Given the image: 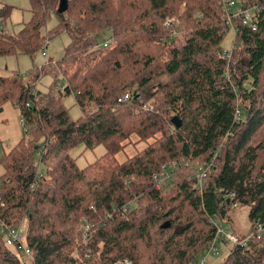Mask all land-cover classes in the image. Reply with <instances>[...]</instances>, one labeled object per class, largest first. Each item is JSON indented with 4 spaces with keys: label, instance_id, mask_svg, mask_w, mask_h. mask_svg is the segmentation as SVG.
<instances>
[{
    "label": "trees",
    "instance_id": "obj_1",
    "mask_svg": "<svg viewBox=\"0 0 264 264\" xmlns=\"http://www.w3.org/2000/svg\"><path fill=\"white\" fill-rule=\"evenodd\" d=\"M235 1L254 16L231 20L229 56L219 0H29L13 32L14 6L0 3V56L33 57L69 37L60 58L0 73V112L10 102L24 129L0 156V264H190L214 242L211 219L236 206L247 208L249 236L220 264H264V0ZM167 17L178 20L173 36ZM132 135L145 147L118 161ZM98 145L104 153L79 167L71 151ZM214 155L195 187V165ZM172 164L157 187L153 174ZM22 226L30 256L1 232Z\"/></svg>",
    "mask_w": 264,
    "mask_h": 264
},
{
    "label": "rangeland",
    "instance_id": "obj_2",
    "mask_svg": "<svg viewBox=\"0 0 264 264\" xmlns=\"http://www.w3.org/2000/svg\"><path fill=\"white\" fill-rule=\"evenodd\" d=\"M3 2L8 3L14 6L9 20H7L5 24V28L8 31H17L20 29L22 22H26L30 18L29 12V0H3ZM55 23V18L51 14L48 19L45 28H50ZM178 26V25H177ZM176 26V30H177ZM233 32L229 30L224 38L221 41V48L224 50H228L231 48L233 43ZM69 42V37L66 33H61L48 41L46 47L44 48L46 52V56L42 55L41 51L36 53L33 57H29L28 55H18V56H0V73L1 74H9L13 71L18 72L21 75H25V73L33 66V65H41L45 63L47 60H56L60 58L64 53V47ZM53 78L50 75L43 76L40 81L37 83V88L40 91H48L49 86L52 83ZM64 104L68 107L71 118H78L81 115V111L79 107L75 104L74 98L72 95H69L64 98ZM15 108V107H13ZM12 107H9L7 104L3 120L0 122V129L3 133V136H6V143L9 142L13 133H17L20 128V122L17 118V109L15 110ZM1 119V118H0ZM19 125V126H18ZM23 134V132H22ZM149 140L148 142H150ZM5 144V142H4ZM3 144V145H4ZM146 143L137 140L135 135H132L124 149L116 154V159L118 161H123L129 156L136 153L138 150L145 147ZM105 151V148L102 145H98L93 149H84L83 146H79L74 148L71 151V155L75 157L76 163L79 167H84L88 163L92 162L99 156H101ZM1 153V149H0ZM36 162L38 163V155L35 157ZM43 169L42 165H39V171ZM2 172V168L0 167V173ZM229 220L218 221L222 223L225 230L232 231L238 237L243 235H249L250 223L247 218V208L243 206H236L231 208ZM23 227V226H22ZM232 243H219V251L217 254L207 255V262L209 264H220L224 257L227 255L229 249L232 247ZM204 255L207 252L203 253ZM194 264V263H192Z\"/></svg>",
    "mask_w": 264,
    "mask_h": 264
},
{
    "label": "built area",
    "instance_id": "obj_3",
    "mask_svg": "<svg viewBox=\"0 0 264 264\" xmlns=\"http://www.w3.org/2000/svg\"><path fill=\"white\" fill-rule=\"evenodd\" d=\"M219 3H220L221 10L226 17L227 26L229 30H232L233 34L235 32V27L231 21L233 18L241 16L242 24L252 23L251 20H252V17L254 16V12L251 10V8H240L236 6L235 0H219ZM163 25L165 27L170 28V36H173L176 33V26L178 25V20L173 17H167L164 19ZM108 43H109V39H106L103 41V45H106ZM230 49H228L229 52L227 53V56H229L230 54ZM45 54L46 52L45 50H43L42 55H45ZM128 97H129V94L126 93L122 97H120L118 101L126 100ZM143 108L146 109L148 107L146 105H143ZM235 116L237 119L239 118L238 111H236ZM214 158H215V155L209 162L200 163V164L195 165L194 174H193V177L196 180L195 185H194L195 187L200 188L203 185L204 180L208 175V172L211 170L213 166ZM173 168H174V164L170 166H163L158 173L153 174L152 178L157 187L162 188L167 185L170 179V170ZM230 197L232 198V195H230ZM211 221L216 226V235L214 238V242L211 245H209L208 248L206 249L205 252H207V254L206 255L201 254V256L197 260L194 261V264H209L206 260L208 253L217 254L219 251V247L218 245L216 246V243H226V242L230 243L231 242L232 244H237V243L243 242V240H241L237 235H235L234 232L225 230L222 223L218 222L215 217H213ZM257 231L259 233L262 232V228L258 226ZM1 232L4 236L5 243L8 246H11L18 251H22L25 255L30 256L31 254L30 250L24 245V228L23 227H16V228L4 227L1 230ZM112 264H130V262L124 259V260L116 261Z\"/></svg>",
    "mask_w": 264,
    "mask_h": 264
},
{
    "label": "crops",
    "instance_id": "obj_4",
    "mask_svg": "<svg viewBox=\"0 0 264 264\" xmlns=\"http://www.w3.org/2000/svg\"><path fill=\"white\" fill-rule=\"evenodd\" d=\"M2 2H3V0H0V3H2ZM45 56H46V54H45ZM7 104L9 105V107H12V108L15 107L10 102H7V103L3 104L2 111L0 112V118H1L0 119V122L3 120V116H4V112H5V109H6ZM15 108H13V109L15 110ZM17 118H18V120L20 122V124H19L20 125V128H19V131L17 133H13V135L11 136L9 142L6 143V141H5L6 136H3V133L1 132V129H0V149H1L0 156L3 153L7 152L10 148H12L18 142V140L22 137V135H23L22 132L24 131V129H23V126H22L20 112H19L18 109H17ZM4 142H5V144H4ZM193 263H194V261H193ZM190 264H192V263H190Z\"/></svg>",
    "mask_w": 264,
    "mask_h": 264
},
{
    "label": "water",
    "instance_id": "obj_5",
    "mask_svg": "<svg viewBox=\"0 0 264 264\" xmlns=\"http://www.w3.org/2000/svg\"><path fill=\"white\" fill-rule=\"evenodd\" d=\"M172 122L175 124L176 127L180 125V121L176 117L172 118Z\"/></svg>",
    "mask_w": 264,
    "mask_h": 264
}]
</instances>
